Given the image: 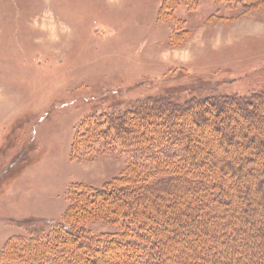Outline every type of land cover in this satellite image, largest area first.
<instances>
[{"label":"rangeland","instance_id":"1","mask_svg":"<svg viewBox=\"0 0 264 264\" xmlns=\"http://www.w3.org/2000/svg\"><path fill=\"white\" fill-rule=\"evenodd\" d=\"M162 4L0 0V254L10 238L52 230L70 205L71 184L100 187L123 171L127 158L116 152H73L80 123L95 111L166 88L184 87L188 97L209 86L239 94L264 87V7L181 5L175 17L190 35L175 47L176 25L159 18ZM210 125L194 129L214 130ZM202 146L220 154L236 147L208 140ZM91 227L115 230L100 222Z\"/></svg>","mask_w":264,"mask_h":264},{"label":"trees","instance_id":"2","mask_svg":"<svg viewBox=\"0 0 264 264\" xmlns=\"http://www.w3.org/2000/svg\"><path fill=\"white\" fill-rule=\"evenodd\" d=\"M162 2L159 18L176 25L171 45L182 46L190 31L176 9L200 0ZM209 87L188 97L184 87L160 89L86 117L74 154L116 152L127 158L123 171L100 187L71 184L53 229L10 238L0 264H264V87L247 94ZM208 122L214 130L195 131ZM207 140L236 147L220 154L203 149ZM92 222L115 230L96 232Z\"/></svg>","mask_w":264,"mask_h":264}]
</instances>
